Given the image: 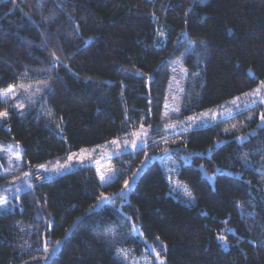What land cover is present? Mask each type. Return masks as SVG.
I'll return each instance as SVG.
<instances>
[{
  "label": "trees",
  "instance_id": "16d2710c",
  "mask_svg": "<svg viewBox=\"0 0 264 264\" xmlns=\"http://www.w3.org/2000/svg\"><path fill=\"white\" fill-rule=\"evenodd\" d=\"M181 56L182 118L262 86L264 0H0V93L50 83L36 112L0 124V146L18 142L34 169L150 127ZM45 105L56 126L38 118ZM234 125L253 133L240 142ZM177 138L116 158L105 188L90 165L37 183L0 216V264H122L121 249L147 254L133 223L164 243L166 264H264V101ZM152 156L128 200L91 210ZM171 175L191 203L173 196Z\"/></svg>",
  "mask_w": 264,
  "mask_h": 264
},
{
  "label": "rangeland",
  "instance_id": "374dc122",
  "mask_svg": "<svg viewBox=\"0 0 264 264\" xmlns=\"http://www.w3.org/2000/svg\"><path fill=\"white\" fill-rule=\"evenodd\" d=\"M171 70V82L168 86L160 120L150 127H141L138 131L124 138L114 140L102 146L83 149L68 156L65 160H58L34 169H28L24 164L22 148L18 142L14 141L6 146L1 145L0 175L3 178V182L0 187V216L14 210L16 205L19 204L21 196L26 192L32 191L37 183L54 179L76 168L89 165L93 166L98 174L101 187L105 188L117 179L116 158L126 153H134L138 150L157 146H161L164 152H168L171 145L177 144V137L181 133L231 119L264 101L263 84L257 88L259 89V94L256 93L257 89H255L213 111L182 118L183 93L189 83L183 56L174 63ZM10 89L12 91H9ZM49 90V82L23 81L1 91L0 101L4 104V109L1 113H7V115L0 116V124L6 123L13 114H16L21 120L26 119L30 114L38 110L42 97ZM38 113L39 119L44 118L55 126L57 125L50 113V109L46 105ZM49 122L47 123L50 124ZM244 127L234 125L226 131L228 133L238 134V140L242 142L253 133L242 134ZM153 158L155 157L147 158L148 160L129 180L125 189L120 194L103 196L91 210H99L109 205L115 206L117 200L114 198L116 197H120L123 201L128 200L130 192ZM169 179L173 196L191 203V195L187 188L179 183L173 175ZM211 181L213 182L214 180L211 179ZM133 228L135 234L145 242L147 254L137 256L132 249H121L117 252V258L121 263L166 264V249L164 243L160 239L149 242L144 238L138 225L133 223ZM58 249V246L53 247L52 250L46 247V254L40 259L47 261L57 253Z\"/></svg>",
  "mask_w": 264,
  "mask_h": 264
},
{
  "label": "snow or ice",
  "instance_id": "6c2138e0",
  "mask_svg": "<svg viewBox=\"0 0 264 264\" xmlns=\"http://www.w3.org/2000/svg\"><path fill=\"white\" fill-rule=\"evenodd\" d=\"M9 91H12V90L10 89ZM256 93L259 94V89L256 90ZM6 115H7V113H0V116H6ZM102 179H103V177H102ZM220 239L223 240L224 238L223 237H220Z\"/></svg>",
  "mask_w": 264,
  "mask_h": 264
}]
</instances>
